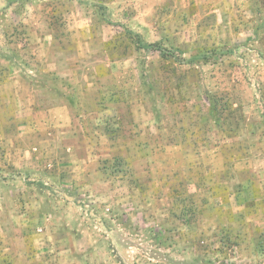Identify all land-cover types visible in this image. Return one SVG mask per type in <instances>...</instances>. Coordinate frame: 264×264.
<instances>
[{
  "label": "rangeland",
  "instance_id": "1",
  "mask_svg": "<svg viewBox=\"0 0 264 264\" xmlns=\"http://www.w3.org/2000/svg\"><path fill=\"white\" fill-rule=\"evenodd\" d=\"M9 1L0 264H264V0Z\"/></svg>",
  "mask_w": 264,
  "mask_h": 264
},
{
  "label": "trees",
  "instance_id": "2",
  "mask_svg": "<svg viewBox=\"0 0 264 264\" xmlns=\"http://www.w3.org/2000/svg\"><path fill=\"white\" fill-rule=\"evenodd\" d=\"M19 1H21V0H17V1L10 0L7 4V7H10L13 3H15V2L17 3ZM137 44H138L139 49L144 50L147 53L155 52V53H158L162 58H175V59L177 58V57H175V55L172 51L162 47L158 43L147 44V43H144L141 40V38L139 37L137 39ZM230 54H232V52L221 51L217 55H197L188 61L181 59V62H183V64H191L194 62H203L204 64H209V63H211L212 60L217 61L221 57H224V56H227Z\"/></svg>",
  "mask_w": 264,
  "mask_h": 264
}]
</instances>
